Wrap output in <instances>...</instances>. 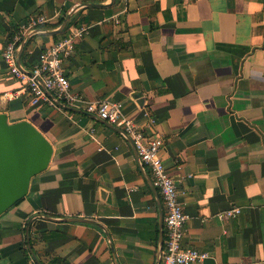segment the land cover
I'll return each instance as SVG.
<instances>
[{"label": "crops", "instance_id": "0c3cea01", "mask_svg": "<svg viewBox=\"0 0 264 264\" xmlns=\"http://www.w3.org/2000/svg\"><path fill=\"white\" fill-rule=\"evenodd\" d=\"M37 14L47 21L18 43L26 68L84 26L65 62L72 88L155 119L146 130L165 139L189 215L184 242L210 253L196 264H264V0H0V112L54 147L0 215V264H156L165 236L162 198L132 141L89 113L33 106L6 73L7 38Z\"/></svg>", "mask_w": 264, "mask_h": 264}, {"label": "built area", "instance_id": "2783aa9c", "mask_svg": "<svg viewBox=\"0 0 264 264\" xmlns=\"http://www.w3.org/2000/svg\"><path fill=\"white\" fill-rule=\"evenodd\" d=\"M47 21L44 14L30 15L20 26L17 34L4 45L3 59L6 73L22 84L30 94V102L35 107L45 105L70 111L86 112L100 121L114 126L134 144L141 166L150 174L152 186L160 194L164 204V245L159 264H196L206 261L210 253L192 245L185 244L189 215L185 211L182 192L178 180L166 166L163 151L166 142L162 135L146 130L154 118L146 125L123 113V103L117 100L99 101L86 99L72 88L71 81L65 72V62L77 51L79 41L87 34L84 26L73 25L68 31L43 48L35 63L26 68L19 61V41L26 32L37 28ZM116 129V130H117ZM117 130V131H119ZM241 212L233 207L217 214L218 218L236 216ZM37 217H31L35 220Z\"/></svg>", "mask_w": 264, "mask_h": 264}, {"label": "water", "instance_id": "95a60500", "mask_svg": "<svg viewBox=\"0 0 264 264\" xmlns=\"http://www.w3.org/2000/svg\"><path fill=\"white\" fill-rule=\"evenodd\" d=\"M22 52L23 47L20 48L19 61ZM53 152L52 143L35 125L27 120L11 123L7 114L0 112V215L26 196L32 178L48 167ZM150 184L152 186L151 181ZM162 242L164 245V237ZM163 245L156 264H159Z\"/></svg>", "mask_w": 264, "mask_h": 264}, {"label": "trees", "instance_id": "16d2710c", "mask_svg": "<svg viewBox=\"0 0 264 264\" xmlns=\"http://www.w3.org/2000/svg\"><path fill=\"white\" fill-rule=\"evenodd\" d=\"M11 36H9L8 38H7V40H6V42L7 41H9V40H11ZM25 56V55H24ZM22 200V199H21ZM21 200L20 201H18L16 204H18V203H20L21 202ZM27 222V221H26ZM30 237H31V230H30ZM0 242H1V238H0ZM42 262V261H41ZM43 264H47V263H44V262H42Z\"/></svg>", "mask_w": 264, "mask_h": 264}]
</instances>
